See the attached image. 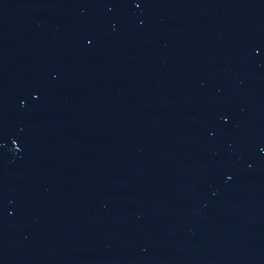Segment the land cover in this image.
<instances>
[{
  "label": "water",
  "instance_id": "obj_1",
  "mask_svg": "<svg viewBox=\"0 0 264 264\" xmlns=\"http://www.w3.org/2000/svg\"><path fill=\"white\" fill-rule=\"evenodd\" d=\"M0 264H264V0H0Z\"/></svg>",
  "mask_w": 264,
  "mask_h": 264
}]
</instances>
